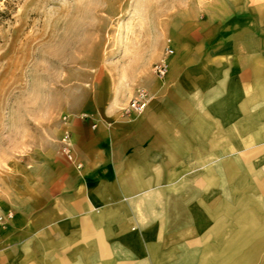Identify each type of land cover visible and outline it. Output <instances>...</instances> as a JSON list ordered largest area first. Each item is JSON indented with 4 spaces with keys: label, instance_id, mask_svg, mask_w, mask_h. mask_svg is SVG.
<instances>
[{
    "label": "crops",
    "instance_id": "1",
    "mask_svg": "<svg viewBox=\"0 0 264 264\" xmlns=\"http://www.w3.org/2000/svg\"><path fill=\"white\" fill-rule=\"evenodd\" d=\"M130 33L118 70L0 171V264H264V0H183Z\"/></svg>",
    "mask_w": 264,
    "mask_h": 264
},
{
    "label": "rangeland",
    "instance_id": "2",
    "mask_svg": "<svg viewBox=\"0 0 264 264\" xmlns=\"http://www.w3.org/2000/svg\"><path fill=\"white\" fill-rule=\"evenodd\" d=\"M182 1L0 0V171L102 85L100 72L118 70L134 27ZM64 133L61 155L79 169L70 132L71 158L62 151Z\"/></svg>",
    "mask_w": 264,
    "mask_h": 264
},
{
    "label": "built area",
    "instance_id": "3",
    "mask_svg": "<svg viewBox=\"0 0 264 264\" xmlns=\"http://www.w3.org/2000/svg\"><path fill=\"white\" fill-rule=\"evenodd\" d=\"M168 53L172 52L171 50L167 51ZM153 72L159 78L163 79L167 72V65L164 60H160L153 65ZM150 97L144 89H137L134 95L129 99L127 105L123 108L124 113H141L146 107ZM63 143L62 151L68 153L67 156L71 158V153L69 150V134L68 132L64 133L61 138ZM3 221L2 216H0V222Z\"/></svg>",
    "mask_w": 264,
    "mask_h": 264
}]
</instances>
